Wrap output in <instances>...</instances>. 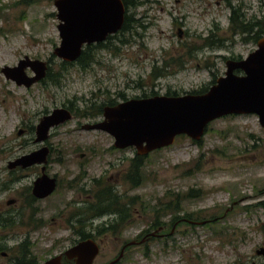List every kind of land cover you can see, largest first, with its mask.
Here are the masks:
<instances>
[{"label":"rangeland","instance_id":"374dc122","mask_svg":"<svg viewBox=\"0 0 264 264\" xmlns=\"http://www.w3.org/2000/svg\"><path fill=\"white\" fill-rule=\"evenodd\" d=\"M233 11L242 20L264 22V0H135L124 10L126 27L94 47L88 66L72 63L61 70L51 53L59 41L53 0H0V68L27 55L46 61L50 77L56 78L54 84L42 78L25 88L0 72L2 153L16 157L39 147L29 127L53 108L72 106L74 117L51 127L43 142L50 148L48 173L70 179L81 164L85 181L104 171L126 172L133 147L116 150L107 133L81 128L99 117L80 113L153 91L180 95L208 88L223 75L225 58H242L255 48L253 41L233 33ZM138 175L139 184L131 188L120 178L113 182L117 193L139 196L150 206L123 236L147 227L156 218L154 206L173 207L178 201L177 208L160 209L158 216L165 222L176 216L179 222L172 237L149 242L148 252L140 250L126 264H264L255 253L264 246V206L258 205L264 202V127L256 114L214 119L199 143L176 137L172 145L143 156ZM78 196L62 183L37 202L40 215L48 220ZM212 218L216 221L198 223ZM63 227V217H57L31 233L37 258L66 247Z\"/></svg>","mask_w":264,"mask_h":264},{"label":"water","instance_id":"95a60500","mask_svg":"<svg viewBox=\"0 0 264 264\" xmlns=\"http://www.w3.org/2000/svg\"><path fill=\"white\" fill-rule=\"evenodd\" d=\"M53 6L59 41L51 53L66 62L74 61L83 46L103 41L116 32L124 17L121 0H53ZM225 68L223 75L202 93L155 94L107 104L101 109L100 120L84 123L81 128L103 131L112 138L114 148L133 147L137 154L145 155L172 145L180 135L200 141L211 121L229 114L254 113L264 127V35L257 38L255 48L245 57L227 58ZM46 70V61L27 55L12 66L0 68L5 79L25 88L42 80ZM71 118V112L64 107L41 115L34 125V142H44L51 127ZM47 151L48 147L41 144L12 164H44ZM33 184V192L39 189L40 193H34L44 196L53 190L54 180L42 176ZM75 249L87 251V262L96 253V245L90 240L70 248L68 254ZM260 252L264 255V248L257 250Z\"/></svg>","mask_w":264,"mask_h":264},{"label":"flooded vegetation","instance_id":"af4514ba","mask_svg":"<svg viewBox=\"0 0 264 264\" xmlns=\"http://www.w3.org/2000/svg\"><path fill=\"white\" fill-rule=\"evenodd\" d=\"M123 23L124 17L121 27ZM103 41L90 44L101 45ZM104 105L100 106L99 114L93 116L99 118L91 122L101 119V109ZM64 108L71 112L73 118L74 114L70 106ZM39 147L23 154L35 151ZM115 149L122 151L124 148ZM3 150L0 149V264H126L127 261L134 260L140 250L148 252L149 242L156 239H168L175 232L177 224H173L169 231H166L167 224L157 222L154 217L150 219L147 227L138 229L130 237L123 236L124 231H129L127 228L130 225L136 224L134 221L139 217L141 210L144 212L145 209L150 208L140 200L139 196L117 193L113 184L117 178L125 181L129 188L139 184V182L135 184V179L139 176L138 167H140L136 157L141 155L135 150L132 157L126 159L128 164L126 172L104 171L97 177H90L87 181L85 178L88 175L83 164L80 165L78 173L70 179L49 174L47 166L50 161V148L46 153L44 164L33 163L27 166L12 164L13 160L23 154L12 157L11 154L2 153ZM83 156V153H79V157ZM110 166H113L112 163ZM42 176L52 178L54 187L47 195L37 196L34 192L40 193V190L35 189L33 192V183ZM23 178L29 179L28 184H23ZM62 183L67 189L74 188L79 196L66 201L65 204L63 202L64 207L58 208L56 213L47 220L40 215L37 202L49 198ZM57 217L61 220L63 217V230L66 231L69 242L61 251L39 259L32 250L34 244L31 233L38 231L48 222L53 224ZM189 222L194 223V221ZM135 229L134 227L133 230ZM89 240L96 245V253L90 261L88 259L87 262V251L84 249H75L68 254L70 248ZM260 248L264 246L256 249L255 253L261 255L264 262L263 253H257ZM103 249L106 251L104 252Z\"/></svg>","mask_w":264,"mask_h":264},{"label":"trees","instance_id":"16d2710c","mask_svg":"<svg viewBox=\"0 0 264 264\" xmlns=\"http://www.w3.org/2000/svg\"><path fill=\"white\" fill-rule=\"evenodd\" d=\"M122 2L124 5V8H126L127 5L134 4L135 0H122ZM240 17L241 16H238V17L234 16V11L232 12V15L230 16L229 25L231 26L233 33L243 36V38H242L243 40L250 39L251 41H253L255 43L258 37H260L261 35H264V22H260L258 20H252V19H250V21H245V20H242V18H240ZM124 27H126V26L123 23L121 30H123ZM209 44H211V43H209ZM99 45L100 44H98L96 46H95V44L94 45L88 44V45L83 46L81 53L79 54V56L74 61H72V62L60 61L59 65H58L59 69H61V70L65 69L67 66L71 65L72 63L77 64L81 68L88 66L90 64V62L93 60V53H94L93 50L95 49L94 47H96V48L101 47V45L100 46ZM44 78H49L48 80L52 84H54L56 81L55 76L50 77V69L49 68H47ZM213 82H214V80L212 81V83ZM206 89L207 88L201 89L200 91H192V92L193 93H202ZM155 94H157V93L153 91L152 95H155ZM173 95H175V94H173ZM108 104L110 105L113 103L110 102ZM70 110L72 111V113L73 112L75 113V110H72V106H70ZM99 112H100V106H94L92 111L87 112V113L82 112V113H80L79 116L89 115V116L93 117L96 114H99ZM29 130L32 131L33 127L32 126L29 127ZM180 136H183V135H180ZM195 142L199 143V141H195ZM156 150H158V149H156ZM145 155H147V154H145ZM145 155H141L139 157H136V161H137V163H139L140 167L142 166V158ZM140 180H141V178H139V176H137V178L135 179V184L140 182ZM177 200H179V199L177 198ZM175 204L176 205L171 207L169 203H166L164 205H159V208L165 212L166 210L177 208L178 201ZM258 205L264 206V202H260V203H258ZM153 208H154L153 211H155L157 214L156 215V221L157 222H165V221H159L160 219H159L158 215L160 214V209H157L156 206H154ZM204 221H206L204 224H207L210 222H215L216 218H212V219L204 220ZM177 222H179L178 218L176 216H172L171 221L165 222V223L167 224V226L169 228H171L172 225L177 224ZM188 224H192V223H188Z\"/></svg>","mask_w":264,"mask_h":264}]
</instances>
